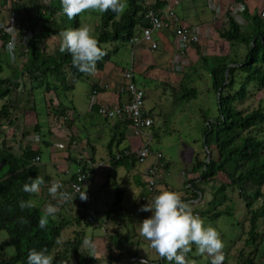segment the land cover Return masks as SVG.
Returning <instances> with one entry per match:
<instances>
[{"label": "trees", "instance_id": "16d2710c", "mask_svg": "<svg viewBox=\"0 0 264 264\" xmlns=\"http://www.w3.org/2000/svg\"><path fill=\"white\" fill-rule=\"evenodd\" d=\"M20 1L16 8L24 11L28 16L25 26L29 27L32 32L22 65H11L4 60L8 36L0 34V165L6 168L5 172L0 174V232H5L8 237L6 240H0V264H27V255L33 248L37 250L47 248L54 255L55 264H65V262L66 264H92L95 257L81 249L84 239L79 230H74L72 239L60 242L62 231L74 222L80 223L84 214L80 217L74 216L70 220L60 221L49 217L47 227L41 229L38 227V220L44 212L42 205L24 210L19 207L21 200L36 197H30L28 193H25L23 185L30 183L31 177L35 178L40 175L39 164H34L32 159L35 156L41 157L42 149L32 147L28 141H25L28 133L24 132L15 151L6 140L3 126L14 125L17 112L34 109V105L29 106L30 108L20 105L21 98L34 87L42 88L44 94L57 92L61 87L69 90L73 87V82L88 77V74L81 73L72 66L70 54L61 53L59 48L52 52H46L41 48L45 35H57L65 29L63 15H58L62 12L60 0H50L47 4L41 0ZM235 1L245 5L242 17L246 24H239L230 14V10H227L225 24L221 28L216 27V32L220 38L229 42L230 46L242 44L245 51L240 54L236 51L232 56L230 53L203 54L199 50L200 43L194 44L198 60L202 62V65L208 64L211 87L216 95L217 115L213 120L206 118L203 120L204 125L201 131L203 156L201 157L198 152L191 166V170L199 172V175L184 181L187 194L182 198L186 202L200 199L205 192V186L212 187L210 183H218L219 186L215 193L221 197L218 200L214 197L209 200L208 209L204 211L197 208L201 217L207 214L215 221L223 213L231 214V207L221 211L219 206L229 201L228 190L236 193L244 203V220L248 224L247 229L243 228L242 231L245 234L244 246L239 251L237 264H264V103L250 110L247 106L243 107L246 100L264 91V7L261 11L254 10L250 13L244 0ZM167 2V0H127L128 7L121 15L111 11L100 13L97 37L107 55L97 63V69H102L105 62L119 48L115 45L108 49L106 44L130 43L134 45V36L139 34L142 27L146 25L144 12L149 8L161 12ZM31 7L35 9L36 19L34 21L29 17L28 10ZM44 15L48 17L45 19L43 28L39 29L38 22ZM78 24L77 16L73 20V27H78ZM3 64L7 66L4 67ZM4 68H8L9 72L2 75ZM68 75L71 76V80L67 84ZM25 76L30 80L29 83L38 84L28 88L20 82ZM49 78L51 81L48 80ZM97 88L98 84L92 83L91 93ZM186 91L180 95V98L196 95V88H186ZM31 98L25 99V104L33 99ZM48 107L51 109L47 110L48 114L51 113L55 120L57 118L64 121L68 129L72 128L75 122V117L69 113V110H73L72 106L61 101L54 105V101L50 100ZM96 111L98 113V108H94V113ZM143 114L149 116L154 123L151 111L144 110ZM116 123L131 126L130 121L126 119H116ZM153 123L149 129L151 138L154 139L159 137V132ZM34 129L38 130L37 124L34 125ZM121 140L113 135L107 145L110 164L108 175L112 177L116 176L118 168L123 164L128 163L133 167L138 162L133 153L124 155V150H131L130 146L117 147V142ZM42 141L49 144L45 140ZM113 147L118 149L113 150ZM117 154H119L118 157ZM162 159H164L163 156ZM78 165L80 172L85 175L93 171L87 163L82 165L78 163ZM75 175L76 172L68 178L65 189L75 179ZM138 185L143 188L139 195L143 205L151 202L153 197L160 193L157 186L152 192H147L146 182L143 180H140ZM122 197L123 189H117L116 199L105 213L102 223L112 218L116 219L123 208ZM21 217L29 222L22 224ZM107 237L108 248L111 244L119 243L120 249L122 247L123 249L116 255L109 250L106 264H140L142 260L148 261L143 256L124 249L126 248L123 242L125 236H120L116 232ZM8 245L12 246L11 253L6 250ZM225 256L224 264L228 258L226 253ZM151 262L161 264L165 262V259L158 255V259L151 260ZM147 264L150 263L147 262ZM206 264H211V259H208Z\"/></svg>", "mask_w": 264, "mask_h": 264}, {"label": "rangeland", "instance_id": "374dc122", "mask_svg": "<svg viewBox=\"0 0 264 264\" xmlns=\"http://www.w3.org/2000/svg\"><path fill=\"white\" fill-rule=\"evenodd\" d=\"M182 3L188 2V0H180ZM198 1V2H197ZM197 7L195 6L194 15H198V19L203 21L196 23L203 28L202 43L200 42V52L203 54H232L236 51L243 53L245 47L242 44H236L230 46V43L220 38L216 32V27L221 28L225 24L226 11L232 9L234 4L239 2L235 0H214L215 8L209 9L207 4H204L203 0H197ZM193 2V5L196 3ZM217 2V3H216ZM250 13L254 10L261 11L264 7V0H244ZM168 7H173L180 15L182 14L181 5L175 4L174 0L168 4ZM214 9V10H213ZM29 17L32 21L36 19L35 9L29 8ZM44 15L38 22V28L42 29L46 18ZM235 18V17H234ZM63 22L65 29L74 28L73 20H69L63 15ZM194 19V18H193ZM244 20V19H243ZM78 27L84 24L90 25L95 29V35H98L100 25V12L97 10H87L78 15ZM194 23V20L191 21ZM246 23V21H245ZM241 22L240 24H245ZM203 24V25H202ZM63 30V31H64ZM40 32V31H39ZM62 32V31H61ZM60 32V33H61ZM60 33L57 35H45V39L41 43V48L46 52H52L60 48L62 37ZM137 43L132 45L130 43H118L106 44L108 49L117 45L118 50L111 56V58L105 62L102 69H97L94 74L88 75L86 79L81 78L73 82V87L66 90L61 87L57 92L42 93V88H33L32 91L27 93L21 98V106L30 108L34 105V109H27L25 112H17L16 118H14V125L3 126V130L6 133V140L13 146L16 151L18 142L22 139V134L27 132L25 141H28L32 147H39L42 149L40 166V176L43 173H51L52 180L44 178L45 184L42 186L41 192L38 196L33 198L37 201V205H42L44 211L46 205L49 203L57 206L58 211L52 218L55 221L70 220L72 217L85 215L81 217L80 223H72L67 226L61 233L62 241L70 240L74 237V230H79L83 236L90 237L95 245V261L92 264H106L108 261L107 254L109 250L116 255L120 252L119 243L111 244L110 248L107 247L108 235L118 233L120 236H125L123 242H125L124 248L127 252L136 253L138 256L146 258L148 263L153 264L151 260L158 259V253L150 247V243L145 240L139 234V225L145 218L152 215L151 212L138 211L143 205L141 203L140 192L143 188L137 186L133 181L132 176H124L129 172L135 174L140 172L143 167L147 165V159L142 163H136L131 169L123 168L115 178L108 175L110 164L105 160V147L110 141L111 136L105 131V135L102 138L97 139L93 136L95 132V126L92 125L94 117H102L99 114H94L92 119H89L88 112V95L90 92L91 84L95 80L96 74L99 72H105L109 66L116 67L119 70L130 69L132 61V72L136 84L144 91L143 110L151 111L154 118V127L159 132L160 140L150 142V148L154 150H161L165 155L166 167H161L157 172V188L162 190L178 191L185 196L187 190L184 185V181L187 178L196 177L199 172L191 170L192 162L195 159V155L199 152L200 156H203V138L202 128L204 125V119L213 120L217 115V101L216 95L211 87V78L208 73V64L202 65V62L197 59L195 66L190 69H186L190 64L188 59L184 73L173 71L171 68V62L169 63V55L161 54L160 59L157 58L160 52H163L165 48L162 41H158V48L151 50L147 44ZM192 47V46H191ZM190 47V48H191ZM195 46L193 45L192 48ZM194 54L196 58V48ZM21 48L15 52L14 58H9L8 54L4 52V60L11 65H22L25 60V54H20ZM238 54V55H239ZM240 56V55H239ZM173 57V55H172ZM156 62H155V61ZM172 60V58H171ZM161 64H160V63ZM167 62L169 63L167 66ZM208 62L210 60L208 59ZM211 63H209L210 65ZM201 65L200 67H197ZM3 66H7L3 64ZM167 66V67H166ZM8 68H4L2 75L8 73ZM168 76H171L170 81ZM71 76L66 78L67 84ZM51 81V78L48 79ZM27 76L22 78L20 82L25 84L28 88L31 85H37L38 83H29ZM28 82V83H27ZM65 83V84H66ZM125 84V80H122ZM180 84V85H179ZM64 86V84H62ZM196 88V95L192 97H181L183 92H187L186 88ZM179 88V89H178ZM44 94V95H43ZM25 97V98H24ZM32 97L28 104H25V99ZM54 101V105L61 101L67 105L73 107L74 110H69V113L75 117L74 125L71 129L66 127V124L62 120L54 118L51 113H47L49 107V101ZM264 103V91L258 92L252 98L246 100L243 103V107H248L249 110L252 107H256L259 104ZM21 109V107H19ZM21 111V110H20ZM38 125V130L34 129V125ZM132 131V128H131ZM133 132V131H132ZM68 133V134H66ZM73 136H71L70 134ZM151 135V130L147 132ZM38 135L39 141L31 140L30 137ZM142 136V135H140ZM72 139H70V138ZM116 137H118L116 135ZM45 140L48 143L52 142V146L44 143ZM140 137L132 135L130 143L133 150L138 149V143ZM1 142V138H0ZM123 142L125 143H129ZM56 144L64 145V148H58ZM132 150V149H131ZM94 157L96 164L88 165L92 167L93 171L88 173L83 184L82 190L87 188V201H81L79 194L73 200V202H58L53 199L48 192V188L51 183L57 179L69 178L71 174L79 169L78 164L75 161L67 159V157ZM80 155V156H79ZM55 165H51L52 161ZM102 160H105L102 162ZM50 161V162H49ZM86 163L80 162V164ZM6 168L0 165V174L5 172ZM49 175V177H51ZM143 180V176H140ZM146 176L144 175V180ZM136 180V179H135ZM48 181V182H47ZM65 190V183L62 182ZM211 186H205L204 193L201 195V200L197 201L196 205L198 210L204 211L208 209V201L213 197L217 200L221 197L215 193L218 183H210ZM209 185V184H208ZM155 186V187H156ZM123 189V197L121 201L122 210L117 215L116 219L112 218L108 221H104L105 213L109 210V207L116 199V190ZM236 192V191H235ZM230 199L226 203L219 206V210L231 207V214L225 215L223 213L217 220L213 221L207 214H203L202 218L206 223L210 222L221 233L222 240L224 242V253L227 254V261L225 264H237L239 251L244 246L245 234L242 233L243 228L247 229L248 224L245 223V207L243 201L236 195V193L227 191ZM75 197V196H73ZM87 218V219H86ZM89 220V221H88ZM8 239L5 232H0V240ZM84 241V240H83ZM81 249L83 252L89 254L93 253L82 244ZM6 250L11 253L12 246L8 245ZM125 254V252H124ZM197 256V257H196ZM190 259L196 261V264H206L207 260L212 259L208 255H196L195 248L193 253L190 254ZM175 262L173 261L172 264ZM91 264V263H90ZM155 264V263H154ZM161 264H169L165 259V262Z\"/></svg>", "mask_w": 264, "mask_h": 264}, {"label": "clouds", "instance_id": "9594fccd", "mask_svg": "<svg viewBox=\"0 0 264 264\" xmlns=\"http://www.w3.org/2000/svg\"><path fill=\"white\" fill-rule=\"evenodd\" d=\"M62 12L69 20L76 18L87 10H97L100 13L111 11L117 15L123 14L128 5L127 0H60ZM12 31H16L11 28ZM62 41L59 51L71 56L72 66L84 74H94L97 71V63L102 60L107 52L98 37L94 27L84 24L79 27L69 28L60 33ZM16 39L8 42L7 52L14 58ZM45 184L43 176L37 175L30 178V183L23 185V191L29 196H38ZM64 189L61 180L57 179L48 188L49 194L58 202H73V197ZM81 201H87V188L78 191ZM37 206L34 199L21 200V210L32 209ZM58 211L57 206L49 203L43 214L39 217L38 227L44 229L52 217ZM138 211L151 212L152 215L145 218L139 225V234L150 243V247L158 253L160 258L166 259L169 264H196L190 259V254L195 248L196 255H208L211 264H224L226 259L223 251L225 245L221 233L210 222L194 212L192 204L182 198V194L173 190H162L155 195L151 202L142 205ZM20 222L27 224L29 221L21 217ZM95 257V245L90 237L83 241ZM27 264H55V257L47 248L31 249L27 255ZM66 264V262H65ZM140 264H147L142 260Z\"/></svg>", "mask_w": 264, "mask_h": 264}, {"label": "built area", "instance_id": "2783aa9c", "mask_svg": "<svg viewBox=\"0 0 264 264\" xmlns=\"http://www.w3.org/2000/svg\"><path fill=\"white\" fill-rule=\"evenodd\" d=\"M44 4H47L50 0H41ZM21 1L20 0H0V34L7 35L8 40L5 44V52L9 58L12 56L7 52L8 42L15 38L16 48L15 52L19 51L20 54L26 53L28 39L32 37V32L27 24L28 16L22 12V10L16 8ZM245 5L241 2L234 4L230 14L235 17L234 19L240 24L245 23L242 17V12ZM212 8L214 5L212 4ZM145 26L142 27L139 34L133 38V43H145L151 50L157 49V41L153 38L155 32L171 31L175 36L174 53L171 60V68L175 71H183L187 65L188 59L185 58L186 51L194 44L202 41L201 27L198 25L186 26L179 22L177 13L168 7L166 10L163 9L161 12L155 11L152 8L147 9L144 12ZM246 24V23H245ZM14 28L16 31H12ZM15 56V55H14ZM125 84L120 87V91L126 95V100L122 103L114 105H100L98 107V114L106 119H126L130 121L133 134L136 136L146 135L147 129L152 125L153 121L149 116L143 114V100L144 91L134 81V75L132 70H126L122 74ZM92 93H95L93 91ZM31 140L39 141L38 135L30 137ZM149 139V137H147ZM58 148H64L62 144H56ZM124 155H132L138 160L139 163L144 162L151 154L149 148V140H147L137 150H124ZM119 154H117V157ZM41 158L35 156L32 159L34 164H39ZM162 154L156 152L153 155V160L145 171L146 175V190L152 192L157 183V172L163 166ZM86 176L78 169L76 171L75 179L70 182L69 187L65 190L71 193L73 196L78 195V191L82 190ZM144 199V198H143ZM199 201H190L194 212L199 214L197 211L196 203ZM65 203V202H64ZM200 215V214H199Z\"/></svg>", "mask_w": 264, "mask_h": 264}, {"label": "crops", "instance_id": "0c3cea01", "mask_svg": "<svg viewBox=\"0 0 264 264\" xmlns=\"http://www.w3.org/2000/svg\"><path fill=\"white\" fill-rule=\"evenodd\" d=\"M167 1H168L167 5L164 8L165 10L168 8V4H170L171 1H173V0H167ZM196 1L197 0H188V2L182 3V1H180V0H174L175 4L181 5V8H182V14L180 15L175 10L176 8L174 9L172 7V9L177 13V15L179 17V22L182 25L194 26V23H191V21L194 20L195 24L203 21V19H198V15L197 16L194 15V11H195L194 7L197 5V2H198V1L197 2ZM203 1H204L205 5L207 4L209 9H212V4L214 6L215 5L218 6L217 4H214V2H215L214 0H203ZM193 2H196V3L193 5ZM201 29L203 30V28H201ZM153 38L157 41V44H158V41L161 40L163 45H164V47H165L163 49V52H160L159 55L157 56V58L160 59L161 54L169 55L168 62L170 63L172 55L174 53V44H175V36H174V34L171 31H161V32L159 31V32H155L153 34ZM202 42L203 41H201V43ZM143 46H146V45L143 44ZM192 47L189 48L186 51V55L185 56H187V58L189 59V62H190V64L188 65V67L186 69H190L192 66H195V64L197 62V59H198V58H196V54H194V52H195L194 48L195 47L194 48H192ZM168 62H167V66H169ZM133 64H134V62L132 61L130 70L133 69L132 68ZM200 66L201 65H199L197 67H200ZM186 69H184L183 71H180L179 73H184L186 71ZM201 69H202V66H201ZM126 70H129V68L128 69H124L123 68L122 70H119L116 67L109 66V68L104 73L103 72H101V73L99 72V74L94 75L95 76L94 77L95 80H93L94 82H92V83L96 82L98 84V88L95 91V93H91V90H90L89 95H88V100H89L88 110L89 111L85 112V114L89 115V119H92V117H94V114H98L97 111H96V113H94V108L97 109L100 105H103V104H105V105H114V104H117V103H122V102H124L126 100V95L124 94V92L120 91V87L124 85V83H122V80H123L122 74ZM173 71H175V70H173ZM176 72H178V71H176ZM167 77L169 79L171 76L167 75ZM169 80L172 81L171 78ZM140 87L143 88L142 85ZM93 106H94V108H92ZM92 120H93V123H91V124L94 125L95 128H96L95 132L93 131L92 135L96 136L97 139L102 138L105 135V131H106V132L109 133V136H111V138H112L113 135H117L120 139H122L120 142H117V144H118L117 147L118 148H124L126 146H130L131 149L133 150V147H132L131 143L129 142L130 138L132 137V135H134L133 132L131 131V126L130 125H120V124L118 125V123H116V119H105L104 117H97V118L94 117V119H92ZM148 131H149V129H147V131L145 133V134H147V136L146 135L138 136V137H140V141L138 143V148L141 147L147 140H149V145H150V142H152V141L155 142V141L160 140V136L158 138H154V139L151 138L152 136L149 133H147ZM122 132H124V134H122ZM66 134H68V133H66ZM147 137H149V139H147ZM127 141L129 143L123 144V142H127ZM108 143L106 144L105 151H104L105 154H106L105 160H107V161H108V155H107V145H108ZM52 145H53L52 142L49 143L50 147ZM118 148L113 147V150H116ZM149 148H150V146H149ZM150 150H151L152 154L148 157V159H147L148 161L146 162L147 165H146V167H143V170H141L140 172H137V173L135 172V174L132 173V172H129V170H127V173L124 174L125 177L126 176H130L131 177L132 176L131 174H133L132 178H133L134 183H136L137 186H138L139 181L141 180V178H140L141 175L143 176V181L146 180V178L144 180L145 171H146L147 167L149 166V164L152 162L154 153L160 152L162 154L163 158H164V159H162L163 164H164L163 166L166 167V165H167L166 164L165 155L163 154V152L161 150H159V149L158 150L157 149L154 150V149H151V148H150ZM67 159L75 161L77 164L80 163V162H85L86 161V163L88 165H92V167L96 164V161H95L94 157H92V156H89V157H86V158L79 157V159H77V157H75V156L74 157H70V155H69L67 157ZM105 160H102V162L105 161ZM50 164L51 165H55L54 162H53V159L50 162ZM123 168L131 169L132 167L128 163L123 164V166H120L118 168L117 174ZM40 172H43V171H40ZM50 174H51L50 172L49 173H46V172L43 173V175H45L44 178H46V179L49 178L48 181L52 180V176H51L52 174L51 175ZM117 174H116V176H117ZM49 175L51 177H49ZM115 177H113V178H115ZM187 179H189V178H187ZM67 180H68V178L62 179V182L66 183Z\"/></svg>", "mask_w": 264, "mask_h": 264}]
</instances>
